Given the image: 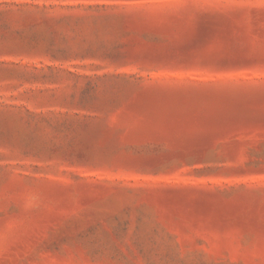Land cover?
Segmentation results:
<instances>
[{"label": "rangeland", "instance_id": "374dc122", "mask_svg": "<svg viewBox=\"0 0 264 264\" xmlns=\"http://www.w3.org/2000/svg\"><path fill=\"white\" fill-rule=\"evenodd\" d=\"M0 264H264V0H0Z\"/></svg>", "mask_w": 264, "mask_h": 264}]
</instances>
